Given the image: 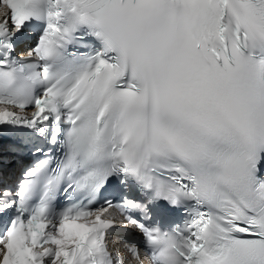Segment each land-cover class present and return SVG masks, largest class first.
Returning <instances> with one entry per match:
<instances>
[{
  "label": "snow or ice",
  "instance_id": "obj_1",
  "mask_svg": "<svg viewBox=\"0 0 264 264\" xmlns=\"http://www.w3.org/2000/svg\"><path fill=\"white\" fill-rule=\"evenodd\" d=\"M0 148V264H264V0H0Z\"/></svg>",
  "mask_w": 264,
  "mask_h": 264
}]
</instances>
